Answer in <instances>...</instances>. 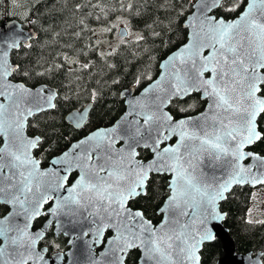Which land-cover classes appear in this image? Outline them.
Here are the masks:
<instances>
[{"label": "snow or ice", "instance_id": "1", "mask_svg": "<svg viewBox=\"0 0 264 264\" xmlns=\"http://www.w3.org/2000/svg\"><path fill=\"white\" fill-rule=\"evenodd\" d=\"M81 7L104 12L100 0L75 5L76 10ZM190 7L194 11L191 19L185 18L189 30L185 43L163 61L164 73L143 89L145 102L135 97L128 100L130 110L121 118L123 123L97 129L54 156L44 168L32 155L42 137L24 133L30 117L56 109L59 93L46 85L30 88L16 77L30 79L61 68L72 71L68 64L86 71L92 61L81 63L64 54L60 64L38 72L10 58V52L32 47L33 34L22 39L23 29L17 25L8 32L0 30V203L6 206L0 214V264H48L43 255L47 248L37 250L44 231H32L31 222L61 210L73 215L82 211L92 218L97 225L95 242L109 246L110 264H127L133 250L140 253L136 264H200L201 247L215 238L210 225L226 215L218 211L219 202L228 198L232 186L264 187V156L245 151L264 141L259 122L264 114V0H196ZM213 9L240 11L229 20L210 14ZM121 10L133 11L132 3H121ZM116 27L106 25L98 33L81 19L73 33L81 44L79 55L87 58L91 49L103 60L132 43L127 25L114 31ZM87 34L95 39L89 38L85 46ZM108 34L112 40L102 52L101 35ZM144 40L137 35L134 42ZM67 47L76 55L75 46ZM193 91L207 101L199 116L177 119L164 111ZM87 112L72 114L75 127L83 126ZM130 115L134 119H127ZM138 149L150 155L142 157ZM204 160L209 167L225 168L226 178L214 185L201 181L198 168ZM162 175L169 177V194L165 206L158 209L161 219L154 224L144 211L131 208L129 201L146 197L152 177ZM61 191L67 195L58 198ZM50 201L52 205L42 211ZM183 218L187 219L181 223ZM49 260L56 264L55 259ZM252 264L262 262L257 258Z\"/></svg>", "mask_w": 264, "mask_h": 264}, {"label": "trees", "instance_id": "2", "mask_svg": "<svg viewBox=\"0 0 264 264\" xmlns=\"http://www.w3.org/2000/svg\"><path fill=\"white\" fill-rule=\"evenodd\" d=\"M195 1L179 0L177 5V0H100L104 9L101 13L91 8L75 9L76 4L87 3V0H16L15 3L13 0H7L9 18H16L25 28L36 31V37L30 41L32 47L12 52V61L24 66L32 65L38 72L60 64V55L64 54L74 60L78 59L81 63L89 59L92 61V67L86 71H80L75 65L68 64L67 68L73 69L72 71L61 68L45 76L35 75L30 79L16 77L29 86L46 83L58 89L56 109L35 115L28 123V133L42 137L43 142L36 153L42 154L43 165H47L54 156L93 129L112 124L125 111L121 91L130 86L141 89L147 85L159 74L161 61L185 43L188 30L184 26V21L192 12L193 8L190 5ZM91 2L95 4L96 0ZM121 3L125 6L132 3L133 11L121 10ZM239 11L240 9L234 13H222L218 9L215 14L224 15L229 19L236 17ZM4 12L5 2L0 0V25L5 21ZM120 14H125L129 18L130 31L143 35L145 40L135 43V38L129 39L132 43L127 47H120L115 56L105 57L103 60L91 49H87V58L79 55L81 44L73 36V33L79 30V21L85 20L90 28L99 33L104 26L114 24ZM94 15L103 18L96 20L93 18ZM27 18L34 19L36 23L29 24ZM157 32L161 33L160 37L155 36ZM87 35L88 38L83 42L85 46L89 43V38L95 39L90 34ZM67 44L75 46L76 55H73ZM107 50L108 48H103L102 40L100 51ZM112 64L115 68L108 66ZM117 80L119 83H114ZM92 93H95L94 97ZM90 101H93L94 105L87 123L80 129L68 124L65 118L67 113ZM205 105L206 102L200 95L194 93L185 100H174L170 111L179 118L198 113L205 108ZM178 109L184 111H177ZM255 148L264 153V141ZM140 152L142 157L150 155L146 149H141ZM152 180L154 183L150 181L148 195L130 201L129 205L144 211L148 219L157 223L161 219L158 209L169 194V177L153 176ZM252 197L253 191L250 187L237 186L221 204L222 210L227 213L225 225L235 240L238 252L264 250V223L246 222L249 219L248 212ZM5 211L6 206L0 204V214ZM46 218L47 216H42L36 220L35 227H40ZM66 242L65 237L55 236L52 227L42 244L48 245L49 252H52L66 249ZM139 254L138 250L132 251L128 255L127 264H136ZM201 255L203 264H216L223 256L221 242L216 240L205 244Z\"/></svg>", "mask_w": 264, "mask_h": 264}, {"label": "water", "instance_id": "3", "mask_svg": "<svg viewBox=\"0 0 264 264\" xmlns=\"http://www.w3.org/2000/svg\"><path fill=\"white\" fill-rule=\"evenodd\" d=\"M195 3H196V1H195ZM216 10H218V9H213L212 13H210V14H215ZM193 11L187 16L188 19H191ZM4 15H5L6 18L8 17V4L5 5ZM231 19H234V18H231ZM231 19H229V20H231ZM185 24H186V20L184 22V26H185ZM13 25H17L18 27L23 29L24 36L22 37V39L27 38L29 33L33 34V38L36 37V34L33 31V29L25 28L23 26V24L16 18L6 19L0 25V30H2L4 32H8L9 30H11ZM181 46H179L177 49L172 51L169 55H171L174 52H176ZM11 55H12V52H10V58H11ZM167 57L164 60H166ZM163 61L160 63V72H159L158 76L154 80L149 82L146 86H144L142 89H140L138 91L135 86H131V87L125 88V89H123L121 91V94L124 93V95H121V96H122V98L125 101V111L123 112V114L114 123H112L110 125L99 126V127L95 128V129H93L87 135H85L82 138L72 142L71 145L77 143L78 141H80L82 139H85V137H87L92 132L96 131L97 129H107V128L113 127L117 122L123 123L121 118L124 117L130 110V106L127 103V101L128 100H132L135 97L137 100H141L142 103L145 102V101H143V99L141 97V93H142V91H143V89L145 87L150 85L153 81L158 79L161 74L164 73L165 70L161 67ZM168 71H171V69H169ZM43 85H46L48 88H51V89H54V90L57 91L56 87H54L52 85H49V84H40V85H37V86H29V85H27V86L30 87V88H39V87H41ZM129 89L131 90L130 93L127 91ZM194 93H197V94H199L201 96L200 93L195 92V91H193L189 96L193 95ZM160 95H163V93H160ZM189 96H187V97H189ZM187 97H184L182 100L186 99ZM202 100H204V99H202ZM205 102H206V106H205V108L202 111H200L198 113H195V114H192V115L184 116V117L195 118V117L199 116L200 113H202V112H204L206 110L207 101H205ZM170 106H171V104H169L166 108H164V111H167L170 114H172L170 109H169ZM92 107H93V102H90L82 109L76 108V109H73V110L69 111L67 113L66 117H65L67 123L72 125L73 127H75L73 121L70 119L72 114L73 113H78V112H83L85 109H88V112L86 113L85 121L83 123V126H84L87 123L88 119H89ZM38 114H41V113H38ZM33 117H30L29 120L32 119ZM184 117H180V118H184ZM180 118H177V119H180ZM127 119L132 120V119H134V116L130 115V116L127 117ZM29 120L27 122V126H26L24 134L26 136L32 137V135H30L28 133ZM141 120H142V118H141ZM82 127H79V128L75 127V128L80 129ZM189 130L190 131H194L195 129L190 127ZM120 131L121 130H118L117 135L120 134ZM36 136H38V135H36ZM122 143H123V141L118 143L116 146L120 147ZM252 146H250V148ZM38 148L32 150V155L34 157H36L37 159L41 160V167L42 168L48 167L49 163L47 165H43V163H42V161H43L42 154L36 155V151L38 150ZM68 148L65 149V150H68ZM250 148L245 149V151L254 152ZM140 150L141 149H138V151H140ZM254 153H257V152H254ZM220 163L222 164L223 162L221 161ZM245 163H256V162L255 161H245ZM198 172H199L201 181H203L204 183H207L209 185H214L217 182H220V181L224 180L226 178V174H227V170L225 168H222V167H209L207 160H204L201 163V165L198 168ZM70 179H71V177H70ZM237 186H248V185H233L231 191ZM250 188H252V187H250ZM228 194H227V196H228ZM64 195H67V193L61 191L60 193L57 194V197L59 198L60 196H64ZM224 201L225 200H222V201L219 202L218 211H220L222 213H225L226 215H225L223 220H220L218 222H214V223H212L210 225V230L214 234L215 238L210 240V241H206L203 244V246L201 247V250H200V253H199L200 254V264H203L201 251H202L204 245L207 244V243H212V242L216 241L217 239L222 244L223 256H221L217 260L216 264H252V262H254L257 258H259L261 260L262 264H264L263 257L260 256V254L263 253L262 251L257 252V254H254L253 251H250V252H247V253H238V252H236L235 240L233 239L229 229L225 225V219H226L227 213L224 212L222 210V208H221V204ZM164 202L161 205V207L165 206ZM129 203H130V201H129ZM0 204H2V203H0ZM51 205H52L51 201L48 204H45L43 206L42 211H46ZM134 210H136V209H134ZM42 216H47V218H46V220L43 222V224L40 227L36 228L35 227V222H36V220H38ZM184 219H187V218H183L181 220V223L184 222ZM154 224H156V223H154ZM52 227H53V233L56 236L63 235L64 237L67 238V244H66L67 245V249H65L63 251H55V252L49 254L48 246L47 245H41V243L46 238L47 233L50 231V229ZM96 227H97V225H95L92 222V218L86 217V215L82 211L76 213L75 215H73L71 213L65 214V211L61 210V211H59V212H57L55 214L41 215V216L37 217L36 219H34L31 222V230L32 231H38V230L44 231L43 239L38 241V243H37V250H39L41 248H47V252L43 253V255L45 256V260L48 261V264H51V261L49 260V258L55 259L56 260V264H110L109 256L106 255V252H107V249H108L109 246L106 243H102V242L101 243H96L95 242ZM84 233H87V235H84ZM106 233L107 232H105V237H106ZM97 249H99V250H97Z\"/></svg>", "mask_w": 264, "mask_h": 264}, {"label": "rangeland", "instance_id": "4", "mask_svg": "<svg viewBox=\"0 0 264 264\" xmlns=\"http://www.w3.org/2000/svg\"><path fill=\"white\" fill-rule=\"evenodd\" d=\"M113 23L117 25V27L114 28V31H118L119 28L121 26H125V24L127 27L129 26V18L125 14H120ZM137 35H139V33L130 31V36L128 39L136 38ZM102 40L103 48H108L107 41L112 40L111 34L106 36L101 35V41ZM112 43L113 46H115V41ZM248 217L252 221H264V187H259L253 190V197L249 207Z\"/></svg>", "mask_w": 264, "mask_h": 264}, {"label": "flooded vegetation", "instance_id": "5", "mask_svg": "<svg viewBox=\"0 0 264 264\" xmlns=\"http://www.w3.org/2000/svg\"><path fill=\"white\" fill-rule=\"evenodd\" d=\"M259 122H260V128H261V130H264V114H262V116L259 118ZM261 142V141H260ZM260 142H257L256 144H254L252 147H251V149L253 150V151H255V152H257V153H259V154H261V155H263L264 156V153H261V152H259L255 147H258V145L260 144ZM109 235V233L107 232L106 233V236H108ZM257 252H259V251H257ZM257 252H254V254H256ZM263 253H264V250L262 251ZM263 260H264V257H263Z\"/></svg>", "mask_w": 264, "mask_h": 264}, {"label": "bare ground", "instance_id": "6", "mask_svg": "<svg viewBox=\"0 0 264 264\" xmlns=\"http://www.w3.org/2000/svg\"><path fill=\"white\" fill-rule=\"evenodd\" d=\"M34 32H35V34H36V31L35 30H33Z\"/></svg>", "mask_w": 264, "mask_h": 264}]
</instances>
